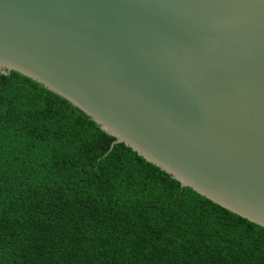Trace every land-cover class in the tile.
Wrapping results in <instances>:
<instances>
[{"label": "water", "instance_id": "1", "mask_svg": "<svg viewBox=\"0 0 264 264\" xmlns=\"http://www.w3.org/2000/svg\"><path fill=\"white\" fill-rule=\"evenodd\" d=\"M10 72L264 227V0H0Z\"/></svg>", "mask_w": 264, "mask_h": 264}, {"label": "trees", "instance_id": "2", "mask_svg": "<svg viewBox=\"0 0 264 264\" xmlns=\"http://www.w3.org/2000/svg\"><path fill=\"white\" fill-rule=\"evenodd\" d=\"M18 73L0 74V264H264L213 203Z\"/></svg>", "mask_w": 264, "mask_h": 264}]
</instances>
